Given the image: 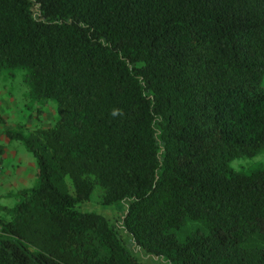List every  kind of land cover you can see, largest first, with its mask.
<instances>
[{"label": "trees", "instance_id": "trees-1", "mask_svg": "<svg viewBox=\"0 0 264 264\" xmlns=\"http://www.w3.org/2000/svg\"><path fill=\"white\" fill-rule=\"evenodd\" d=\"M51 125L0 205V264H264V0H0V74ZM94 192V195L92 193Z\"/></svg>", "mask_w": 264, "mask_h": 264}, {"label": "rangeland", "instance_id": "rangeland-1", "mask_svg": "<svg viewBox=\"0 0 264 264\" xmlns=\"http://www.w3.org/2000/svg\"><path fill=\"white\" fill-rule=\"evenodd\" d=\"M22 74V70H15L11 74L5 72L0 74V205L5 206L13 204V199L9 198L11 192L29 188L33 186L35 180L32 155L19 140L9 139L5 131L26 134L38 126L51 125L55 116L52 102L37 104L27 97ZM260 86L264 87V71ZM255 165L264 167V148L250 158L234 159L231 162V166L235 169H247ZM79 208L83 211L98 212L116 225L125 246L141 264H167L160 257L144 254L134 245L121 226L119 207L101 208L96 202L90 201L80 203Z\"/></svg>", "mask_w": 264, "mask_h": 264}]
</instances>
